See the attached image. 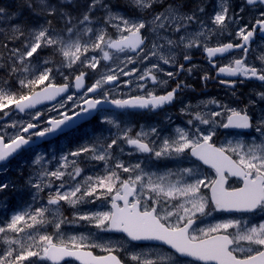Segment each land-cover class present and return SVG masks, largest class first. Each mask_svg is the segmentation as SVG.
<instances>
[{"label":"snow or ice","instance_id":"snow-or-ice-1","mask_svg":"<svg viewBox=\"0 0 264 264\" xmlns=\"http://www.w3.org/2000/svg\"><path fill=\"white\" fill-rule=\"evenodd\" d=\"M46 49L62 57L59 65L34 61ZM193 49L216 70L201 82L216 80L230 99L211 98L201 110L184 103L176 118L131 135L121 113L163 109L192 88L179 77L197 70ZM0 52V176L22 151L31 153L18 167L23 184L0 179V208L8 211L0 264L33 257L30 264L66 257L79 264H264V90L244 103L237 89L246 80L264 88V0H21L15 12L0 6ZM101 60L112 64L91 83L85 71L65 74L77 62L95 73ZM170 80L175 87L157 94ZM121 87L147 92L122 99ZM26 112L27 119L13 116ZM92 122L96 130L77 147L51 146ZM161 161L175 167L153 170ZM10 193L28 199L9 211ZM97 201L98 210L77 207ZM82 224L96 232L66 235ZM47 225L51 234L37 227ZM26 229L36 231L17 239ZM97 248L106 254L94 255Z\"/></svg>","mask_w":264,"mask_h":264},{"label":"flooded vegetation","instance_id":"flooded-vegetation-1","mask_svg":"<svg viewBox=\"0 0 264 264\" xmlns=\"http://www.w3.org/2000/svg\"><path fill=\"white\" fill-rule=\"evenodd\" d=\"M214 1V0H213ZM212 1V2H213ZM233 4L239 2V0H232ZM223 40L227 41L229 37H223ZM192 63L197 65L198 68L193 72L191 76L187 75V73H181L179 79L185 81V83L192 86L191 89H185L181 94H178V98L171 105H165L163 109H156L155 111H150L147 109H134L127 110L119 115V118L122 122H125L128 126L132 128L131 135H135L136 132H139L141 126L144 127L145 131H148V127L152 125H159L161 121L165 120L166 115H170L174 118L178 116L179 108L184 106V103L190 104V106L195 110H201L203 108L202 102H206L211 98H216L218 100L230 99L227 95L228 89L221 86L216 80L211 79L207 82L206 86L201 82V76L204 72L209 73L212 77L216 76V70L212 69L208 61L206 59L205 54L200 49H193L192 52ZM229 57L223 58V61H226ZM238 58V57H237ZM251 58V57H250ZM179 59V57H178ZM220 59V58H218ZM222 61V62H223ZM183 63L182 60H180ZM186 67L188 65H185ZM219 66V65H218ZM174 70V69H169ZM159 79H167L166 76L160 74ZM225 78V77H221ZM229 79H239L237 78H229ZM86 83H91L89 76L86 77ZM63 81H59L58 83H62ZM165 87L167 90H171L175 87V81L170 80L167 86L159 87L155 91L157 94H163L165 91ZM238 95L241 100L246 103L247 98L250 96L251 92L256 90H264L262 88L260 82L255 80H246L243 85L237 84ZM147 90L143 92L137 89L133 94L129 97H121L122 99H127L136 95H145ZM131 115L133 118V125H131L128 116ZM180 119H176V123L180 124ZM90 124V123H89ZM87 125V124H86ZM123 126V124H122ZM41 148H44V146ZM128 148L126 146V152ZM125 160L132 159L135 160L137 157L134 155L132 157H128L127 155L122 157ZM167 164L169 168H174L175 165L168 161L158 162L153 166V170H163V166ZM127 174H124L126 176ZM115 236H119V234H113ZM96 250V249H95ZM121 259L127 261V257L121 253ZM46 264H50V262H46Z\"/></svg>","mask_w":264,"mask_h":264},{"label":"rangeland","instance_id":"rangeland-1","mask_svg":"<svg viewBox=\"0 0 264 264\" xmlns=\"http://www.w3.org/2000/svg\"><path fill=\"white\" fill-rule=\"evenodd\" d=\"M215 2H216V0H214L212 3L214 4ZM0 6H3L5 8H7L9 11H12V12H15L17 10V4H16V2L14 0H0ZM208 11L211 12L212 8L210 7L208 9ZM25 15L26 16H30L29 13L26 10H25ZM107 32H108V35L112 36L113 38H116V35H115L113 29L108 28ZM224 37H228V36L225 35ZM44 51L45 50L39 52L35 58H40V61H42L44 59H48L50 62H54L55 63L54 65H59L60 61L62 60V57H60L59 55H56L55 58H53V57L51 58L50 55L44 54ZM93 54H96L97 56L100 55L98 52L97 53H92V52L88 53V55H93ZM4 55H6V54H2L1 55L0 63L3 62L2 61V57ZM123 56H124V54H121V58H123ZM81 59H83V56L81 57ZM40 61L39 60L38 61L35 60L36 63H40ZM105 64L111 65L112 61H103V60H101V66L96 69L95 73H93L90 69H85V68L81 67L79 62H77L75 65L72 66L71 69H66L65 70V74L67 75L69 72H71L73 74V76H75V75H78L80 73V71H85V72L88 73L89 77H92L93 79H95V78H98V75L101 73V69L104 68ZM133 66L134 65H129L130 68L133 67ZM165 67H167V66H165ZM1 69L2 68H0V70ZM0 76H3V75L0 73ZM123 79H129V77H124ZM70 80H71V77H70ZM59 81H63V77L62 76H57V79H56L55 82L58 83ZM91 82H92V80H91ZM13 85H15V83ZM13 90H15V87H13ZM136 90H137L136 88L121 87V89L118 90L119 91L118 98L129 97ZM47 106L48 105L42 106V107H39L37 109H43V108H45ZM35 110L36 109H34L32 111H35ZM6 111H11V109H6ZM0 115H2V114H0ZM13 116L17 120L27 119L28 118L27 112L25 114L13 113ZM128 119H129L131 125H133V118H132L131 115L128 116ZM147 129H149V127ZM84 138H85V129L84 130L80 129V130L68 135L67 137H64V138H62V139H60L58 141L56 140V141L52 142L51 146L53 148H55L56 150H61V149L67 150V149H69V148H67L68 145H70L72 143L77 145V143H79V141H82ZM46 145L49 147V144H46ZM47 148L45 146L42 149H47ZM30 157H31V153L26 152L22 156H20L18 158V160L10 162L9 163L10 171L7 173L6 176H0V179H10V180L17 181L18 184H23V182H24L23 178L19 174L16 177H14L12 173L16 172V171L18 172V167L20 165V162L22 160H28V159H30ZM81 166L83 167V165H81ZM29 171H30V168L25 166L24 169H23L24 176H27ZM86 172L90 174L91 169H86ZM2 199H5V197H4L3 194H0V200H2ZM6 199L8 200L9 211H11V210H14V209H17V208L21 207L22 204L27 201L28 197H27V195H25L24 197H20L19 194H11L10 193V194H8ZM100 204H101V202L97 201L95 204H84V205H80V206H77V207H79L81 211H94V210H98L100 208ZM100 210H103V209H100ZM63 211H64L65 215L71 216L72 212H73V209L69 208L68 206H65ZM7 219H8V211H5L3 208H0V223H2L3 221H5ZM37 227L39 228L41 233H44L46 231L47 233L51 234L53 232V228L51 227V225H47V226H44V227H40V226H37ZM35 231H36V229H26L25 233H20L16 238L17 239L26 240V233H31V232H35ZM65 232H66V235H80V234L90 235L91 233L96 232V229L90 228L87 225L82 224L81 226H76V227L65 229ZM9 235L11 236V235H14V234L9 233ZM100 237H102L103 239L109 238L108 236H106V237L105 236H101V234H100ZM112 239L115 241V240L119 239V237L112 238ZM3 247H4V244H3L2 241H0V249H2ZM97 250L100 253H104L98 248H97ZM35 259L36 258L33 257L34 261H35ZM24 264H26V261L24 262ZM66 264H76V263L75 262H71V263H66Z\"/></svg>","mask_w":264,"mask_h":264},{"label":"trees","instance_id":"trees-1","mask_svg":"<svg viewBox=\"0 0 264 264\" xmlns=\"http://www.w3.org/2000/svg\"><path fill=\"white\" fill-rule=\"evenodd\" d=\"M2 54H4V53L0 52V57H1ZM44 54H48V55H50L51 58H52V57L55 58V56H56V55H53V54L51 53V51H50V50H47V49L44 51ZM55 60H56V59H55ZM52 64H55V63L52 62ZM50 66H51V65H50ZM0 73H1L3 76H5V73H4V71H3L2 69L0 70ZM12 83L14 84L15 82L12 81ZM13 87H15V85H13Z\"/></svg>","mask_w":264,"mask_h":264},{"label":"water","instance_id":"water-1","mask_svg":"<svg viewBox=\"0 0 264 264\" xmlns=\"http://www.w3.org/2000/svg\"><path fill=\"white\" fill-rule=\"evenodd\" d=\"M59 99V98H58ZM46 103H50V102H46ZM45 103V104H46ZM45 104H42V105H45ZM42 105H38L37 107H39V106H42ZM67 258H72V257H66L65 259H67Z\"/></svg>","mask_w":264,"mask_h":264},{"label":"bare ground","instance_id":"bare-ground-1","mask_svg":"<svg viewBox=\"0 0 264 264\" xmlns=\"http://www.w3.org/2000/svg\"><path fill=\"white\" fill-rule=\"evenodd\" d=\"M30 260H32V259L30 258ZM30 260H29V261H30ZM27 264H30V263H27Z\"/></svg>","mask_w":264,"mask_h":264}]
</instances>
